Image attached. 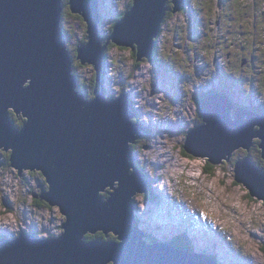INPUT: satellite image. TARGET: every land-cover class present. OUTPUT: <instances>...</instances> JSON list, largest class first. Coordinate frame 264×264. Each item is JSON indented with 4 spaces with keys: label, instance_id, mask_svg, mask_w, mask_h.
Instances as JSON below:
<instances>
[{
    "label": "water",
    "instance_id": "water-1",
    "mask_svg": "<svg viewBox=\"0 0 264 264\" xmlns=\"http://www.w3.org/2000/svg\"><path fill=\"white\" fill-rule=\"evenodd\" d=\"M169 2L174 13L186 0H133L105 39L98 0L67 1L86 24L87 41L76 47L75 57L95 70L98 85L94 98L87 99L72 72L62 0H0V149H10L17 175L23 169L43 175L48 190L38 182L35 197L56 205L65 217L59 237L21 232L10 242L0 241V264H217L142 239L134 197L147 190L148 178L135 165L131 145L144 128L132 120L126 93L107 99L101 88L108 44L134 51L137 62L151 58ZM233 106L223 94L202 97L197 103L202 122L186 133L183 151L214 165L229 161L237 148L249 151L257 137L264 163V113L237 108L232 115ZM10 110L22 114L20 128ZM234 171L236 182L264 202V169L247 156L235 161ZM107 185L113 190L103 197L99 192ZM98 230L118 240H84Z\"/></svg>",
    "mask_w": 264,
    "mask_h": 264
},
{
    "label": "rangeland",
    "instance_id": "rangeland-1",
    "mask_svg": "<svg viewBox=\"0 0 264 264\" xmlns=\"http://www.w3.org/2000/svg\"><path fill=\"white\" fill-rule=\"evenodd\" d=\"M62 1L64 8L61 24L67 31L66 44L72 57V71L78 80V87L85 82L88 86L86 92L91 93L95 70L90 65H81L75 57V49L80 44V40L84 39L83 43L87 41L86 24L79 14L71 13L67 5L68 0ZM130 1L116 0L117 13L121 14ZM250 1L243 2L244 6L234 7L233 4L227 2V9H235L237 6L241 10H245L242 8L249 9L244 17L249 18L253 26L255 17H257L256 28L252 31L253 35H257L255 40L250 39L251 27L248 20V25L244 26V29L248 27V31L243 33V38L252 41L250 47L247 46L242 50L234 47L229 52V50L221 49V44L217 42L216 47L212 45L215 42L210 41L213 38L216 41L217 37H222L228 29L225 28L226 25H223V21L220 23L218 18L221 0H212L214 5L208 18L212 38L209 41H206L209 37L206 36L201 41L190 42L189 25L194 24V22L190 24V16L196 11L192 7L186 13L179 9L169 16L166 23L161 25L162 30L156 40L157 59L139 61V65L135 67L133 51L110 45L105 67L104 85L110 92V97H117L123 91L127 92L137 114V117H134L135 120L142 122L145 126V133L132 144V149L137 167L147 175L150 190L152 193L156 192L158 196L154 195V200L148 203L145 195H135L136 216L140 227L147 230L149 235H159L161 240L165 241L169 237L166 234L175 230L172 226L175 225L179 231L184 230L191 233L192 230L184 229L185 227L191 228L186 226L185 222L195 224L200 231L207 230L206 240L199 239L198 243L204 242L205 249L211 248L206 251L214 254L215 258L223 264H264V252L262 251L264 247V202L250 196L248 189L243 184L237 183L234 178L235 161L247 157L244 148L235 149L229 161L213 165L208 162L207 158H195L187 153L185 155L183 144L186 131L202 122L197 104L191 99L192 92L195 91L194 85L202 82L196 79L200 78L199 70L201 69L198 66L202 62L206 65L205 73L213 77L212 67L218 68L220 65L217 57H222L226 66L234 55L252 54L253 52V67L249 70L244 68L245 72H243V77L248 73L251 74L250 82L248 78L244 82L237 79L238 82L230 71L228 75H224V79L229 84L238 86V92L244 96L246 102L249 100L246 93L264 97V14H259L250 5ZM256 1L260 4L258 6L264 7V0ZM100 6L105 9V3L101 2ZM114 12V8L106 12L101 22L100 29L104 36L112 33ZM202 14L204 16V11ZM231 20L233 23L236 21L233 18ZM176 26H183L181 37H176L174 34ZM183 37L186 38L181 40ZM243 38L234 36L233 40L243 42ZM162 56L167 57V60H162ZM163 65L171 73L165 71ZM223 72H227L225 67ZM216 73H219V70ZM172 79H174L173 82ZM94 83L96 88L98 84L95 79ZM171 83L179 86L172 87ZM241 89L245 93H242ZM167 96L175 97L178 102L170 105ZM90 97L89 99L94 98L93 95ZM168 105L171 107L170 111L176 113L167 112ZM16 118L19 122L24 121L22 114L16 115ZM165 119H169L168 124L173 126V131H167L168 133L161 131L165 126ZM12 121L16 127L19 125L15 118ZM253 140L254 146L249 151V157L254 160L260 158L258 148L260 139L254 137ZM9 153L10 149L8 151L0 149V161L2 162L0 165V228L2 229L0 236H9V240L18 238L21 232L26 235L33 232L38 239L60 236L63 233L60 226L65 221L64 215L59 212L56 205H49L40 197H35L40 194V188L36 187L38 182L44 185L45 191L48 190L45 178L38 170L29 169H23L20 176L17 175L18 170L11 166L8 160ZM207 162L212 168L203 172ZM99 193L100 195L106 194L104 191ZM160 202L162 204H159ZM176 204L179 207H177L178 211H182L184 216L177 213L173 207ZM172 208L173 211H171ZM7 223L12 224L13 232L6 229ZM181 223L184 227L180 226ZM98 232L102 233V239H87V241L114 239L112 232L104 235L101 230H98L95 234ZM215 232L221 235V243L211 235H216ZM196 237L199 238L198 235Z\"/></svg>",
    "mask_w": 264,
    "mask_h": 264
},
{
    "label": "trees",
    "instance_id": "trees-1",
    "mask_svg": "<svg viewBox=\"0 0 264 264\" xmlns=\"http://www.w3.org/2000/svg\"><path fill=\"white\" fill-rule=\"evenodd\" d=\"M245 1H247V0H221V5H220L221 8L218 11V14H219L218 18H219L220 23L223 21V25H226L225 28H228V29H227V32L223 33L222 37L221 36H218V37L216 36L217 37L216 41H215L214 38H213L212 41H210L212 43L215 42L214 44H212L213 46L216 47V42H217V43L221 44L220 45L221 49L229 50V52L234 47L241 48V50H242V48L245 49L247 46L248 47L251 46L252 41L251 40H247L246 38H243V35H244L243 33L248 31V27L244 29V26L248 25L247 24V20H248L249 25L251 27V38L250 39L255 40L257 35H253L252 31H254V28H256L257 17H255L254 26H253V23L250 22L249 18L245 19V17H244V15L246 13H248L249 9L242 8V9H245L246 11L245 10H241L240 8H238V6L235 9H230V8L227 9V2L230 3V4H233V7H234L236 5L244 6V5H242V3L245 2ZM250 2H251L250 5H252L256 9V11L259 12V14H262V15L264 14V7L258 6L260 4H258L256 0H254V1L251 0ZM131 3H132V0L128 3L127 8L125 10H123V12L121 14H119L117 16V20L122 17L123 13L130 7ZM62 4H63V1H62ZM213 5H214V2H212V0H194V1L186 0L185 4L180 8L181 12H185L186 13V11H190V6H192V9L194 11H196V12H192L193 15L190 16V19H191L190 20V24L194 22V24L192 26L189 25V30H190V34L189 35L190 36H188V38H189L190 42H193L195 40L201 41V39L203 37H206V36L207 37L209 36L208 39H206V41H209V39L212 38V36H210V31H211V29L209 28L210 26L208 27V23H209L208 18H209V12L213 9ZM63 8H64V5H63ZM203 11H204V16L205 17L202 14ZM62 13H63V10H62ZM171 14H172V6H171V4L169 2V4L167 5L166 15H165V18H164L162 24H164L166 22L167 18L169 16H171ZM224 17L226 19H224ZM232 18L234 20H236L235 23L232 22V20H231ZM238 19H240V20L237 21ZM113 23L114 22H112V24ZM61 26H62L63 31L65 32V34L67 36V31H66L65 27L62 24H61ZM184 27H186V26H184ZM111 28H113V25L111 26ZM174 30H175L174 34L176 36H180L181 37V35L183 34V26H176L174 28ZM263 32H264V30H263ZM234 36L239 37V38L242 37L243 38V40H242L243 42H238V40H236V39L233 40ZM186 37H183V39H181V40H184ZM157 39H158V36L155 38L153 49H152V52H151V59L152 60L157 59V56H158V51H157V46H156V40ZM83 41H84V39H81L79 43H82ZM110 45H112L114 47H117L114 44H109L108 48H106V50L104 52V57H103V59H104L103 60V68L101 69V72H100L101 75L104 72V67H105V63L104 62L107 59V53H108L109 48L111 47ZM67 49H68V47H67ZM122 49H129V48L122 47ZM133 56L135 57V52L134 51H133ZM162 57H161L162 60H164V61L167 60V57H165V56H162ZM143 60L144 59H142L141 61H143ZM134 65H135V67H137L139 65V62H136V59L134 60ZM164 65H166V64H164ZM164 65H163V67H164ZM225 69L227 71V72H225V74L228 75L229 71H231L230 66H228V62L226 64V66H225ZM164 70L170 72V70L165 68V67H164ZM230 74H231V72H230ZM94 79H96V77H93V79H92L91 93L86 92V90L88 88L87 83L82 82L80 87H78V80H77V87H78L77 89L81 93H83L87 98H91L90 95L94 96V89H95ZM223 90H225V89H223ZM222 94L227 96L230 100H233L227 91H222ZM107 98H111V97L108 96ZM195 101H197V100L195 99ZM130 103H131V108L134 109L132 102H130ZM238 105H240V104L238 103ZM250 109L252 111L264 112V100L260 101V102H258L256 104H252V107H250ZM198 113H199V111H198ZM199 115H200V113H199ZM14 118L16 119L17 123L19 124L17 126V128H20L22 123H23V121L19 122L18 119L16 118V115L13 113V111L10 110V119L12 120ZM132 119L135 120L134 117ZM131 148H132V145H131ZM249 151L245 152V155L248 156V157L250 156V152ZM183 153L185 155H187L184 151H183ZM9 156H10V153H9ZM9 156H8V158H9ZM249 158L253 161V163L256 166L261 167L262 169H264V163H263L261 158H255L254 160L251 157H249ZM211 168H212V166L207 162L206 167H205V171L207 172ZM104 195H106V194H104ZM137 222H138V220H137ZM102 238H103V235L100 232H98L97 234H91V235L86 234L84 236L85 240H87V239L88 240L89 239H102ZM170 245H172L173 247H177V248H180L182 250H185L186 252H189V253L193 252V251H191V250H193V248H192L191 244H189L187 242V238L185 236H183L182 239L175 238L170 243ZM262 251L264 252V247L262 248ZM214 259H215V257H214Z\"/></svg>",
    "mask_w": 264,
    "mask_h": 264
},
{
    "label": "flooded vegetation",
    "instance_id": "flooded-vegetation-1",
    "mask_svg": "<svg viewBox=\"0 0 264 264\" xmlns=\"http://www.w3.org/2000/svg\"><path fill=\"white\" fill-rule=\"evenodd\" d=\"M252 54H254V53L252 52ZM252 54L240 53V54L234 55L232 58H230V60L228 62V66H230V68H231L230 72L233 73V75L235 76L236 79L242 80L245 78H248V79L252 78L251 74H249V73L243 77V72H245L246 69L249 70L253 67L254 57ZM238 62H240V63H238ZM244 68H245V70H244ZM196 99H198V98H196ZM150 192H151V190H150V186H149L147 191L142 194V195L146 196L145 200H147L149 198Z\"/></svg>",
    "mask_w": 264,
    "mask_h": 264
},
{
    "label": "bare ground",
    "instance_id": "bare-ground-1",
    "mask_svg": "<svg viewBox=\"0 0 264 264\" xmlns=\"http://www.w3.org/2000/svg\"><path fill=\"white\" fill-rule=\"evenodd\" d=\"M133 1V0H132ZM132 4V3H131ZM131 6V5H130ZM190 20V19H189ZM197 125V124H196ZM173 127V126H172ZM160 142V141H159ZM156 143H158V142H156ZM259 148V147H258ZM259 150H260V148H259ZM245 151H247V150H245ZM261 153V152H260ZM260 158H261V155H260ZM251 160V159H250ZM252 161V160H251ZM253 162V161H252ZM109 185H107V187L105 188V190H104V192H106V195H102L103 197H107L108 196V194L110 193V191H111V189L112 188H109L108 187ZM112 186H113V188H116L117 187V183L115 182V183H113L112 184ZM113 190V189H112ZM103 194V193H102ZM138 194H140V193H137V195ZM154 195H156V192H154ZM156 196H158V195H156ZM134 201H135V197H134ZM135 203V202H134ZM136 206H137V204H135ZM11 226H12V224L11 223H7L6 224V229H8V231H10V232H13V230H12V228H11ZM186 226H189L188 224H186ZM181 227H184V225H182ZM193 227H195V224L193 225ZM193 227H191V229L193 228ZM43 228V227H42ZM48 228H49V226H48ZM2 229L0 228V231H1ZM43 231V230H42ZM47 231V230H46ZM184 232H188V231H184ZM189 233V232H188ZM43 236V235H42ZM9 237V236H8ZM7 237V238H8ZM114 237V239H116V240H118V237L116 236V235H114L113 236ZM202 248V247H201ZM212 254V253H211ZM207 256H210V255H207ZM210 257H212L213 259H214V254H212V256H210Z\"/></svg>",
    "mask_w": 264,
    "mask_h": 264
},
{
    "label": "built area",
    "instance_id": "built-area-1",
    "mask_svg": "<svg viewBox=\"0 0 264 264\" xmlns=\"http://www.w3.org/2000/svg\"><path fill=\"white\" fill-rule=\"evenodd\" d=\"M101 2L105 3V9H103L104 11L102 12V20H103V18L105 16V13L107 12V8L111 7L112 5L115 4V6H114L115 12H114V15L112 16V22H113L114 18H115V15L118 14L117 10H116V0H112L113 3H110L109 0H102Z\"/></svg>",
    "mask_w": 264,
    "mask_h": 264
},
{
    "label": "clouds",
    "instance_id": "clouds-1",
    "mask_svg": "<svg viewBox=\"0 0 264 264\" xmlns=\"http://www.w3.org/2000/svg\"><path fill=\"white\" fill-rule=\"evenodd\" d=\"M102 19V18H101ZM117 20V19H116ZM116 20H114V23L116 22ZM114 25V24H113Z\"/></svg>",
    "mask_w": 264,
    "mask_h": 264
}]
</instances>
